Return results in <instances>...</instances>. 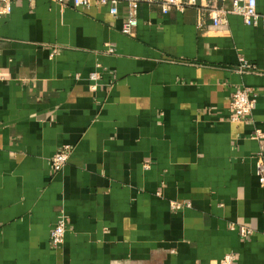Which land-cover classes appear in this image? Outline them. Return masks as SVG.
Listing matches in <instances>:
<instances>
[{
    "label": "crops",
    "instance_id": "0c3cea01",
    "mask_svg": "<svg viewBox=\"0 0 264 264\" xmlns=\"http://www.w3.org/2000/svg\"><path fill=\"white\" fill-rule=\"evenodd\" d=\"M232 9L198 0L164 16L145 3L128 37L124 3L118 19L101 6L11 5L0 21V264H220L229 253L264 264V140L252 138L264 133V28ZM220 10L228 24L215 27ZM241 59L255 72L240 74ZM236 87L258 95L249 120H232ZM64 145L73 152L56 174Z\"/></svg>",
    "mask_w": 264,
    "mask_h": 264
},
{
    "label": "built area",
    "instance_id": "2783aa9c",
    "mask_svg": "<svg viewBox=\"0 0 264 264\" xmlns=\"http://www.w3.org/2000/svg\"><path fill=\"white\" fill-rule=\"evenodd\" d=\"M19 0H0V21L9 14L11 5ZM33 3L34 0H28ZM54 3L62 6L72 7L74 9L90 10L94 6L106 7L109 10L110 15L114 19L120 17V4L124 3L127 7V15L123 18V24L121 33L128 37H134L137 28L139 27V11L142 4H149L153 7H157L161 14L166 16L172 11L180 13L185 12L189 8H195L198 6V0H50ZM234 14L242 16L247 26L251 27H263L264 28V15H261L257 11V0H233V9L231 11ZM212 20L215 27H220L228 24V12L220 10L212 13ZM202 24L200 23V26ZM110 53H114L113 49H110ZM255 67L248 61L241 59V64L238 69L240 74L254 73ZM99 75L97 73L92 74L91 80L96 83L91 86L92 91H97L99 85L97 80ZM258 106V95H256L253 89L248 87H236L231 96V111L232 120L235 122H241L249 120L253 117ZM253 140L263 142L264 133L261 130H257L253 135ZM73 152V147L70 145L62 146L57 153L52 157L51 164L56 174H59L67 166L70 157ZM256 176L259 180V184L264 191V148L258 152L256 156ZM182 203L171 202V208L173 211H181L185 207ZM67 218L64 212L59 216L57 224L51 233V243L54 249L61 248L66 239ZM231 230L236 231L239 229V233L242 238H248L253 235L254 231L246 226H238L232 224ZM236 256L229 253L224 256L220 264H235Z\"/></svg>",
    "mask_w": 264,
    "mask_h": 264
}]
</instances>
